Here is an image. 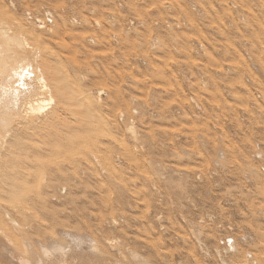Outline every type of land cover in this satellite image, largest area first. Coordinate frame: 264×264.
Segmentation results:
<instances>
[{
	"label": "rangeland",
	"instance_id": "obj_1",
	"mask_svg": "<svg viewBox=\"0 0 264 264\" xmlns=\"http://www.w3.org/2000/svg\"><path fill=\"white\" fill-rule=\"evenodd\" d=\"M0 6V20L55 41L68 117L87 122L76 137H87L89 157L77 174L51 188L38 180L27 193L0 200L6 222L24 214L25 241L37 240L40 252L38 241L49 245L52 231L82 238L77 244L66 236L64 247L81 260L67 264H264V0ZM200 40L205 47L197 54ZM82 101L90 107L81 115ZM54 156L40 179L70 165ZM6 237L0 264H24L26 244Z\"/></svg>",
	"mask_w": 264,
	"mask_h": 264
},
{
	"label": "bare ground",
	"instance_id": "obj_2",
	"mask_svg": "<svg viewBox=\"0 0 264 264\" xmlns=\"http://www.w3.org/2000/svg\"><path fill=\"white\" fill-rule=\"evenodd\" d=\"M1 7L2 6H0V9L3 10ZM4 15L5 14L0 11V18H3ZM28 16L31 15L28 13ZM13 22L14 21H12V23ZM39 28L44 29L45 27L40 25ZM36 30L25 27L21 22H16L11 26L10 22L8 23L6 20H0V200L4 199V197L12 191L16 192L19 196L27 193L30 188L28 186L31 185L32 187V183L42 182L47 188H51L55 181L68 179L72 173L77 174L78 163L88 162L89 155L83 150V147L87 144L85 141L87 137L86 139L85 137H76L79 134L81 135L86 129L87 122L85 121V116L78 122L79 126L70 121L67 114V111H69V109H67L68 97L63 88L64 86L61 78L63 66L61 65L60 58H57L54 52L53 43L55 41ZM56 37H58V34L54 38ZM204 47V43L200 40L198 46L195 47L197 54L203 51ZM200 55L202 54H199V56ZM72 59V63H74L75 60L74 58ZM65 82H67V84L70 82L73 83L70 79H67ZM103 93L104 91L100 89L98 91V97ZM85 100H88V98L86 97ZM84 101L80 104L82 107L80 110L81 115L90 107V102ZM127 131L130 132L132 136L136 135L134 126L129 127ZM81 136H84V134ZM76 144L79 148V150L78 148L77 150L80 151L78 152L80 156L77 155L78 153L75 154L79 156L77 158L79 159L77 160L78 162L73 160L74 157L71 156L72 151L75 150L74 147ZM55 154L68 157L70 159V165L65 168V170L58 169L49 174L48 177L45 176L43 179H40L38 177V171L51 161ZM261 155L262 154L259 152L256 153V157L258 158L262 157ZM56 156L58 157V155ZM0 210L2 209L0 208ZM23 216L24 214L21 212L19 217L12 220L10 219L11 217H9L11 221L6 222L0 215V240L2 237L4 239L7 234H9L11 235L9 237L10 239L16 238L23 241V244H26L27 250V253L25 255L23 254L24 256L21 257V261L24 264H30L38 259L40 257L38 254L41 253V251L44 252L45 256L42 257V259L44 258L45 262L39 259L37 261L38 264H52L56 261H59L58 264H67V260H78L80 257L78 254L79 251L73 252L74 249H70L72 246L66 245L65 248L63 243H66L64 242L66 241V236L69 237L73 243L78 242L77 244L83 241L82 238L78 239L75 236L73 238L72 234L66 232H59L60 236H58V232L52 231L53 237L51 239L48 236L46 237L49 245H44L38 241L39 249H41L39 252L34 247L36 246L34 243L37 244L36 239H34L36 241L31 240L32 242L25 241L28 239L27 237H29V232L27 230L28 224L24 222ZM8 236L6 237L7 239ZM91 240L92 239H90V241ZM86 242L84 244L88 247ZM9 244L10 249L11 243L9 242ZM13 246H15V244ZM73 246H75V244ZM94 246L98 247L97 244ZM6 247L8 246L6 245ZM76 250L77 249H75V251ZM13 251L17 252V250ZM13 251L10 252V250H7V253H14ZM99 253L100 252H98V254ZM120 253L119 257L122 255L124 258L125 253L123 249ZM133 253L134 252L131 254L134 255ZM132 255L131 258L133 259L134 256ZM101 256H99L100 259ZM106 260L107 259H105V261ZM140 260L143 261L141 257ZM16 261L19 262L18 260ZM78 261H76V264ZM105 261L103 262L106 263ZM115 261L117 263L119 260H114V263ZM133 261L136 262L137 259L136 261L133 259ZM112 262L110 263L112 264ZM121 262L125 264L124 260H121ZM100 263L98 262L97 264ZM71 264L74 263L72 262ZM91 264L93 263L91 262ZM118 264L122 263L118 262ZM141 264L153 263H149L144 259Z\"/></svg>",
	"mask_w": 264,
	"mask_h": 264
}]
</instances>
